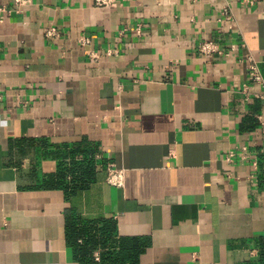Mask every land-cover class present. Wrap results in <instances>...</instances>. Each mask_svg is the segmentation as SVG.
Listing matches in <instances>:
<instances>
[{
    "label": "crops",
    "instance_id": "obj_1",
    "mask_svg": "<svg viewBox=\"0 0 264 264\" xmlns=\"http://www.w3.org/2000/svg\"><path fill=\"white\" fill-rule=\"evenodd\" d=\"M14 1L0 0V264H80L71 222L93 226L78 243L96 241L95 264H264V85L248 74L264 81V0ZM77 165L93 172L78 189Z\"/></svg>",
    "mask_w": 264,
    "mask_h": 264
},
{
    "label": "built area",
    "instance_id": "obj_2",
    "mask_svg": "<svg viewBox=\"0 0 264 264\" xmlns=\"http://www.w3.org/2000/svg\"><path fill=\"white\" fill-rule=\"evenodd\" d=\"M125 1H132V0H94L93 4L95 7H98V8H114V7L120 6ZM29 2H30L29 0H15L14 8L16 10V13H20L23 10V8H25L29 4ZM2 12H5L4 7H0V13ZM222 15L226 19H230V12H229L228 7L223 8ZM136 32L137 34L140 33V26L136 28ZM45 35L46 37L50 38V37H55L57 34L54 30L50 29L46 31ZM86 44H87V41H81V45H86ZM199 51L203 56L207 58H212L214 57L215 54L222 55V52L220 51L217 44L211 41H205L201 43L199 46ZM108 55H110V53ZM248 72H249L248 73L249 77L252 81L256 83H262L264 85V81L261 78V75L259 73L256 63H253L252 61H250L249 66H248ZM255 97L264 102V90L260 92L259 94H256ZM261 152L264 154V146L262 147ZM232 156L233 154H230L229 159ZM240 157L243 160L248 158V152L245 148L241 150ZM252 165L254 169H258V162L256 159L253 160ZM122 182H123V171L117 169L113 165L108 167L107 183L113 187H121Z\"/></svg>",
    "mask_w": 264,
    "mask_h": 264
},
{
    "label": "trees",
    "instance_id": "obj_3",
    "mask_svg": "<svg viewBox=\"0 0 264 264\" xmlns=\"http://www.w3.org/2000/svg\"><path fill=\"white\" fill-rule=\"evenodd\" d=\"M264 155V154H263ZM76 172L79 175L78 183H80L79 186H75L76 189L84 187L89 180L93 176V172L91 169H84L82 166L77 165L76 166ZM78 178V177H77ZM75 189V190H76ZM93 226H91L89 229L77 227L76 224L69 223L67 226V239L69 242V245H71L75 251V256L80 262V264H95L91 260V251L97 246V243L94 239L87 240L83 245H79L78 241L82 237H84V234L86 231H92ZM260 252L264 256V240L260 243ZM121 261L124 263L129 262L130 264H137L136 256H131L130 253H125L123 256H121ZM119 262V260H118ZM114 263V261H112ZM116 264V262L114 263Z\"/></svg>",
    "mask_w": 264,
    "mask_h": 264
}]
</instances>
